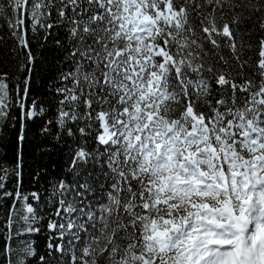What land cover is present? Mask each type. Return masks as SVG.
Masks as SVG:
<instances>
[{"label": "snow or ice", "instance_id": "6c2138e0", "mask_svg": "<svg viewBox=\"0 0 264 264\" xmlns=\"http://www.w3.org/2000/svg\"><path fill=\"white\" fill-rule=\"evenodd\" d=\"M0 264H264V0H0Z\"/></svg>", "mask_w": 264, "mask_h": 264}, {"label": "trees", "instance_id": "16d2710c", "mask_svg": "<svg viewBox=\"0 0 264 264\" xmlns=\"http://www.w3.org/2000/svg\"><path fill=\"white\" fill-rule=\"evenodd\" d=\"M54 159H55V157H54Z\"/></svg>", "mask_w": 264, "mask_h": 264}]
</instances>
